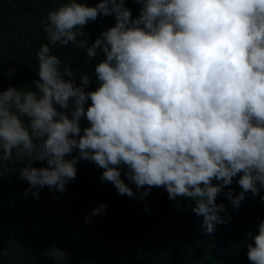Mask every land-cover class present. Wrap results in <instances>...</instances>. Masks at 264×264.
Segmentation results:
<instances>
[{
  "label": "clouds",
  "instance_id": "9594fccd",
  "mask_svg": "<svg viewBox=\"0 0 264 264\" xmlns=\"http://www.w3.org/2000/svg\"><path fill=\"white\" fill-rule=\"evenodd\" d=\"M134 2L136 17L126 0H66L48 12L35 90H0V180L14 167L29 185L22 195L39 200L45 187L65 193L88 161L120 195L146 201L163 187L177 210L178 197L194 201L192 212L213 233L232 220L217 197L237 176L242 191L224 193L235 210L249 192L264 201V0ZM99 16L115 24L89 46L84 28ZM70 43L89 59L102 50L95 90H86L90 75L77 83V70H61L53 50ZM106 212L99 204L85 223ZM257 229L247 234V257L264 264V220Z\"/></svg>",
  "mask_w": 264,
  "mask_h": 264
},
{
  "label": "trees",
  "instance_id": "16d2710c",
  "mask_svg": "<svg viewBox=\"0 0 264 264\" xmlns=\"http://www.w3.org/2000/svg\"><path fill=\"white\" fill-rule=\"evenodd\" d=\"M64 2L0 0V90L9 85L35 90L36 53L48 42L42 21ZM85 2L94 6L99 0ZM126 7L133 17L139 15L140 5L134 0H126ZM114 24V16H99L89 22L84 28L89 46ZM53 53L63 60L62 71L67 66L77 70V83L81 73L90 75L92 83L86 90H95L98 82L94 68L104 59L102 50L89 59L83 49L70 43L57 45ZM9 68L15 70L11 77ZM81 126H89L86 118ZM34 166L44 165L35 162ZM77 167V177L66 186L65 193L54 194L45 187L39 200L22 195L29 185L18 178L14 167L0 180V264H251L247 244L254 241L247 239V234H258L257 224L264 220V201L249 192L235 210L224 193L230 188L235 194L242 191L239 176L217 197L231 222L207 233L203 216L191 210L194 201L178 197L181 205L177 210L163 187L152 188L146 201L140 199L139 192L136 198H129L118 194L111 183H101L103 169L93 163L80 161ZM122 178L129 183L123 173ZM130 186L135 190L134 184ZM260 195L264 196V189ZM101 203L107 212L86 224V214ZM145 203L150 211H145ZM56 248L67 253L64 260L48 255Z\"/></svg>",
  "mask_w": 264,
  "mask_h": 264
}]
</instances>
